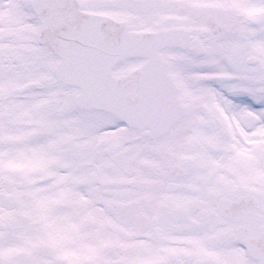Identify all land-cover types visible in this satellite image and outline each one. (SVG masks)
I'll use <instances>...</instances> for the list:
<instances>
[{
	"label": "snow or ice",
	"instance_id": "snow-or-ice-1",
	"mask_svg": "<svg viewBox=\"0 0 264 264\" xmlns=\"http://www.w3.org/2000/svg\"><path fill=\"white\" fill-rule=\"evenodd\" d=\"M0 264H264V0H0Z\"/></svg>",
	"mask_w": 264,
	"mask_h": 264
}]
</instances>
